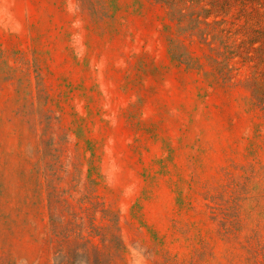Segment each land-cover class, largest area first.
Masks as SVG:
<instances>
[{"label":"rangeland","instance_id":"374dc122","mask_svg":"<svg viewBox=\"0 0 264 264\" xmlns=\"http://www.w3.org/2000/svg\"><path fill=\"white\" fill-rule=\"evenodd\" d=\"M187 28L160 0H0V264H264L250 68Z\"/></svg>","mask_w":264,"mask_h":264},{"label":"trees","instance_id":"16d2710c","mask_svg":"<svg viewBox=\"0 0 264 264\" xmlns=\"http://www.w3.org/2000/svg\"><path fill=\"white\" fill-rule=\"evenodd\" d=\"M160 1L167 2L178 19L187 15L190 34L211 38L223 54L249 66L251 99L264 112V0Z\"/></svg>","mask_w":264,"mask_h":264}]
</instances>
